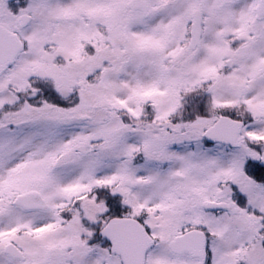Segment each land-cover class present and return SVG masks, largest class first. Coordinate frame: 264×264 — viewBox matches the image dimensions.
Here are the masks:
<instances>
[{"label":"snow or ice","instance_id":"1","mask_svg":"<svg viewBox=\"0 0 264 264\" xmlns=\"http://www.w3.org/2000/svg\"><path fill=\"white\" fill-rule=\"evenodd\" d=\"M0 264H264V0H0Z\"/></svg>","mask_w":264,"mask_h":264}]
</instances>
